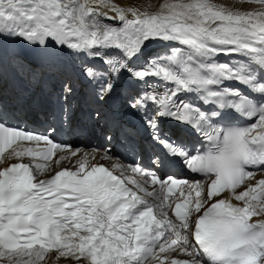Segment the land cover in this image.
<instances>
[{
	"label": "snow or ice",
	"instance_id": "6c2138e0",
	"mask_svg": "<svg viewBox=\"0 0 264 264\" xmlns=\"http://www.w3.org/2000/svg\"><path fill=\"white\" fill-rule=\"evenodd\" d=\"M100 4L111 14L81 0H0V97L26 80L30 94L17 99L51 113L39 133L6 126L7 105H0V151L25 140L48 147L9 157L45 161L57 151V164L79 157L75 171L43 180L35 179L31 162L0 172L4 264H31L14 258H42L49 249L68 264H147L157 249L187 257L170 264H204V256L210 264H264V222L249 223L253 202L264 205V0H165L155 14ZM169 42L141 60L154 43ZM48 84L54 99L51 92L37 95ZM238 114L254 122L231 125ZM127 115L138 128L128 126ZM65 124L102 140L101 160L120 156L114 150L124 146L147 154L151 166L139 158L110 163L140 175L129 183L109 167L90 165V153L56 138ZM173 157L204 174L190 184L206 186L207 198L175 203L169 215L173 204L163 193L181 181L162 178L158 169ZM225 189L236 203L220 198Z\"/></svg>",
	"mask_w": 264,
	"mask_h": 264
},
{
	"label": "bare ground",
	"instance_id": "6f19581e",
	"mask_svg": "<svg viewBox=\"0 0 264 264\" xmlns=\"http://www.w3.org/2000/svg\"><path fill=\"white\" fill-rule=\"evenodd\" d=\"M139 1H142V0H138V2H136V3H133V0H108V3L109 4H112L113 6H122V7H125V6H137V4H140L141 3ZM81 2H87L89 4H93V6L97 8V10H106V11L109 12V14H111V12H112V8L103 9L102 6H101V4H100V0H81ZM142 7L143 6L141 5V7H140L141 11H143ZM156 11H158V8H155L153 11L151 10V12H149V13L150 14H155ZM171 46H173L172 42H169V44L154 43L153 45H151L145 51L144 56L141 58V60H143L144 58H146L148 56L153 55L157 51L167 50ZM137 62L139 63L140 61H137ZM24 82H26V80L21 82V85H20V87H19V89L17 91H13V90L10 89L9 92H8V94H7V96H6L7 98L6 99H3V100H0V102L2 104H6L7 106H10V105L12 106V102L17 99V93L19 95H21L22 94V91L24 90L23 89V83ZM44 88H46V89L41 94V96H44L45 97L46 92H51V93H53L55 95V89L53 88V85L52 84L45 85ZM29 94H30V92H29ZM75 103H76V101L74 102V104ZM30 109H32L31 106H30V104L27 105V106H25V105H23L22 100H20L18 102V106L15 108V110L17 111V113L18 114H21L25 119H31L32 118V111H30ZM42 111L47 116H49L48 115L49 110L44 105H43ZM83 133H84L83 134V138L80 141H77L76 144L73 147L74 148H81L84 152L90 153V155L87 158L88 160H95V158H97L99 156L96 153H99V152L98 151H94V150L95 149H101L103 151V149L99 147V145L102 143V140H100L98 137L96 139H93V142H95L94 143L95 145H94V144L90 143V142H92V137L90 136L91 141L86 144L84 142V136L86 135V133L85 132H83ZM22 151L23 152H26L27 151L26 146L22 145V146L13 148L12 151H11V153H14V152H22ZM14 157H15V155H14ZM23 157H25V155ZM78 159H79V157L72 156V157H65L64 161H66L68 163H72L74 161L77 162ZM106 161L109 164L111 163V164H114V165H118L120 163L125 164L124 162H122L120 160V158H116L115 159V155L112 156L111 161H108V160H106ZM55 164H57V161L56 160L53 161L52 166L46 167V170L47 171L48 170H51V168ZM115 169H117L120 172H122L125 175V177H126V179H127V181L129 183H131L132 181H135V180H139L141 178L140 176L132 175L131 172H124L119 167H116ZM39 172H45V167H43L42 169H40ZM192 181L193 180H191V182ZM190 185L191 186H195L194 184H190ZM223 195L228 200H231L232 199L231 189L224 190L223 191ZM194 196H197L202 201L203 199H206L207 198V192H206V190L201 191L200 193L195 192V194L190 195L188 197L191 198V197H194ZM259 206H264V205H261V202H259L258 207H257V213L256 214H262V215H264V212H261L259 210ZM178 253L179 252H173L170 255L167 254V253H165V255H162L161 253H157L155 256L150 257L149 258V261H152L153 264H164L163 263L164 262V259H168L170 261L175 260L177 258V254ZM5 259H9V258L0 257V264H4V260ZM14 259H16L17 261H20V260H29L30 259L31 260V264H68L67 258H61V257L56 258L55 255H54V253H50L48 250L44 253V256L42 258H37L35 256V254H33V256L31 258H28V257H16Z\"/></svg>",
	"mask_w": 264,
	"mask_h": 264
},
{
	"label": "rangeland",
	"instance_id": "374dc122",
	"mask_svg": "<svg viewBox=\"0 0 264 264\" xmlns=\"http://www.w3.org/2000/svg\"><path fill=\"white\" fill-rule=\"evenodd\" d=\"M222 1L224 3H229V4L234 2V0H222ZM136 2H138V0L136 1L133 0V3H136ZM139 2L141 3L137 4V7H141L142 5L143 11L151 12V10L153 11L155 8H158V6L161 5L163 2H165V0H142ZM167 2L171 4H180V3H185V2H191V0H183V1L182 0H167ZM193 2H195V0H193ZM214 2L221 3L220 0H214ZM177 11H179V9H177Z\"/></svg>",
	"mask_w": 264,
	"mask_h": 264
}]
</instances>
